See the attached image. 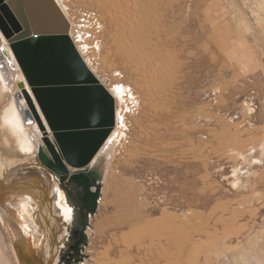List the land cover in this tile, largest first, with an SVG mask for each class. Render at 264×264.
Here are the masks:
<instances>
[{"label": "rangeland", "instance_id": "obj_1", "mask_svg": "<svg viewBox=\"0 0 264 264\" xmlns=\"http://www.w3.org/2000/svg\"><path fill=\"white\" fill-rule=\"evenodd\" d=\"M59 2L75 25L85 10L97 16L91 29L99 45L81 53L108 90L120 82L129 96L112 92L115 125L96 157L105 145L112 150L106 173L94 169L97 202L85 241L78 249L67 237L53 243L51 264H264V163H254L246 179L238 176L264 143V7L258 0ZM143 21L155 46L148 56L131 40ZM17 70L10 72L14 89L0 79L5 162L26 157L20 146L28 132L12 102ZM49 131L26 167L43 169L61 191L60 176L41 166L40 150L51 155L46 138L55 141ZM66 166L69 175L78 170ZM42 187L58 240L69 223L55 216L48 182ZM1 229L0 246L10 250L11 235Z\"/></svg>", "mask_w": 264, "mask_h": 264}, {"label": "water", "instance_id": "obj_2", "mask_svg": "<svg viewBox=\"0 0 264 264\" xmlns=\"http://www.w3.org/2000/svg\"><path fill=\"white\" fill-rule=\"evenodd\" d=\"M0 10L4 13V16L0 13V28L17 62L13 61L12 65L20 69L32 91L26 88V82L18 83L22 92L17 93V97L24 96L29 105V111L24 110L25 123L37 122L43 131L49 133L41 110L55 139L52 141L47 137L48 145L49 142L55 145L58 140V133L53 126L56 124L58 132H62L60 139L64 152L80 164L73 165L70 161L65 163L78 169L70 174L71 177L79 179L95 172L90 165L110 132L103 125L107 122V109L104 102L98 99L97 91L86 87H63L55 91V95L64 99L62 103L66 105L64 113L54 116L55 123L46 113L37 93V87L43 85L99 81L71 40L70 22L63 9L56 0H0ZM2 49L5 56L7 50L4 45ZM94 99L99 102L95 104ZM92 119L98 120L100 125L95 130H88L85 124H89ZM49 148L51 155L40 150L41 166L44 168L54 167L53 159H57L50 145ZM56 167L61 168L59 164ZM2 192L3 187L0 186V194ZM51 263L52 260H49L48 264Z\"/></svg>", "mask_w": 264, "mask_h": 264}, {"label": "bare ground", "instance_id": "obj_3", "mask_svg": "<svg viewBox=\"0 0 264 264\" xmlns=\"http://www.w3.org/2000/svg\"><path fill=\"white\" fill-rule=\"evenodd\" d=\"M56 1L59 4V6L61 7V5H60L61 1L60 2H59V0H56ZM113 2H115V1H113ZM65 14L67 15V13H65ZM144 17H145V15H144ZM136 18H138V17H136ZM136 18L134 17V19L132 20V25H134V23L139 22V20H138L139 18L138 19H136ZM146 21H143V23H142L143 27H142V25L140 27L144 28V26L149 25L146 23ZM129 23H131V21ZM138 25H140V24H138ZM138 25H137V27H139ZM137 27L136 28L133 27L134 30H131L132 31V33H131L132 39L131 40L134 41V45L136 46L135 48L138 51H142L143 55L146 54V56H148L150 53V50H152L155 46L150 47V45H149L150 40H148L149 35L145 33V28L141 29L139 27L140 28V30H139V28H137ZM146 28H148V27H146ZM0 31H1L0 36L2 33V36H4V38H5V41H4V39H2L0 37V79L4 83V86L6 88H8V90L9 89L11 90V88L14 89V87H15L14 84L11 85V83H12L11 78L12 77L10 76L11 75L10 72L12 74H14V72H15V71H13L15 69V67H13L12 62L13 61L15 63H17V62H16L15 56L13 55L12 50H11V48L7 42L5 35L3 34L1 28H0ZM142 34H143V36H142ZM144 36H145V38H144ZM138 42L142 46H144V45H146V46L141 47L142 50H140L139 46L137 45ZM147 44L149 45V47H147ZM154 44H155V42H154ZM2 45L5 46L8 56L3 55ZM151 52H153V50ZM86 62L88 63V60H86ZM8 64L11 67L10 66L8 67ZM19 74L18 75L15 74V75H17L16 78H15V75H13V78H15L14 81H17V86H18L19 80H23V79H21L22 76H20ZM24 82H26V86H27L26 88L28 89L30 86L28 85L26 79ZM18 88H19V86H18ZM111 88H112L113 94L118 95L120 99H126V97L128 98L129 94L127 93V85L126 84H123V83L121 84L119 82L116 85L112 84ZM28 90H31V88ZM20 92H22V91L19 88V91L15 92L13 94L14 101H12L13 105H15V109L17 110L18 113L14 112V106H11V107H13V111L12 110H11L12 112L10 110L9 111L11 112L10 113L11 115L13 113L18 114V115H16L18 117L17 119L23 120L22 123H24V124H22V125H25L24 127L26 128V130L28 132L27 139L25 140V142L23 141L24 143L20 146L22 148V150L24 151V155L26 157L21 158V159H16V160L15 159L14 160H7L5 162L3 160V158H1V156H0V161H3V163H4V168L0 167V173L3 172V174H5L4 178H2L1 174H0V186L3 187V191H4V192H2V194H0V230H2L1 228L6 229L12 238L10 250H7L4 245L0 246V264H48L47 261H49V260L51 261V259H50V257L48 258L47 255L52 254L54 237L50 231V229H51V225L49 223L50 221L45 216V211H46L45 207L49 208V206H47V204H46V197L44 196V193H43L44 190H43L42 185L47 186V182H48V185H49L48 189H49V195L51 196V198H50L51 203L53 202L52 197L54 196V194L57 190V186L54 184L52 187L53 181H52V179H50V177L45 172H43V169L41 170V169H35L34 167L33 168H27L26 167V164L36 161L37 155L35 153L37 152V154H38L39 149L41 148V144H39L40 138L44 134H43V130L40 128V126L38 125L37 122H32L31 124L25 123L24 110L29 111V105H28L26 99L24 98V96H21L20 98L17 97V93H20ZM30 92H32V91H30ZM128 108L131 110L130 107H128ZM9 111H7V113ZM8 114H7V116H9ZM41 116H42V119H43L44 123L46 124L48 130H50V128L46 122V119L44 118L43 115H41ZM10 118H11V116H10ZM18 120H15V121L18 122ZM125 120H126V117L124 116V126L126 125ZM19 127H21V126H19ZM114 132H115L114 138L117 137L116 140L114 139L115 145H118L117 143L119 141H121V138L119 135L120 133L116 132V131H114ZM38 144H39V147H38ZM37 148H38V150H37ZM26 150H30V151H26ZM110 150H112V146L109 147V144L104 146L102 151L99 153L98 157L94 158V160L92 161V163H91L92 169H96L98 171H101V172H103V174L106 173L107 166L109 164L108 158H109ZM252 154H253L252 157H249V159L246 161V164L244 166L240 167L239 173L237 172L239 174V175L237 174L238 176L241 175L242 178H245L247 176H251L254 173L253 164L259 163L260 165H262L264 163V143H263L262 149L259 148L256 151L254 150V153H252ZM6 169H9V172H11L10 173L11 178H8ZM19 177H21V179H19ZM21 182H25V183H21ZM52 188H53L54 192L53 191L51 192ZM54 205H56V203ZM46 218H47V220H45V222H43V220ZM51 239H52V243H51ZM1 240H2V238H1V232H0V243L4 242ZM6 247H7V244H6Z\"/></svg>", "mask_w": 264, "mask_h": 264}, {"label": "flooded vegetation", "instance_id": "obj_4", "mask_svg": "<svg viewBox=\"0 0 264 264\" xmlns=\"http://www.w3.org/2000/svg\"><path fill=\"white\" fill-rule=\"evenodd\" d=\"M84 86L92 87L96 91L104 90L103 85L100 84L99 81L88 82L84 84ZM108 113L109 114L106 116L107 125L105 126V128L106 130L110 131L109 132L110 134L112 130L114 129V125H115V110L114 108L111 107V105H110V112ZM54 160L55 159H53V161ZM53 164L56 165L57 164L56 161H54ZM49 168L53 172H55L57 175L60 176L61 191L58 189V186H57V190L52 198H55L58 192L62 193V195L59 196V200L63 207L61 210H59L60 214H55V216H60L61 217L60 219L63 220V222H65L64 224L69 223L67 226V231L64 234H61L58 240L51 226L50 231H51V234H53L54 236V243L57 241L59 242L60 240H62L63 237L64 238L67 237V239L64 240L65 244L67 245V244H70L71 242L70 247L72 249H78L80 247V244L85 241V238H86L85 230L88 225V217H89V214L94 209V206L96 205V202H97V194H95L91 190V187L97 181L96 174L95 172H91L83 178L74 179L71 177V175H69V171L67 168H66L67 169L66 172H61V173L56 171L55 168L52 166H50ZM54 204H55V201L52 203V205ZM54 206L57 207V205H54ZM68 207H72L74 210L72 214L73 219L70 221L62 219V212L63 211L66 212ZM47 214H49V209L45 211V216ZM47 218L44 219L43 222H45ZM53 219L57 223L58 219H56V217L54 216H53Z\"/></svg>", "mask_w": 264, "mask_h": 264}, {"label": "crops", "instance_id": "obj_5", "mask_svg": "<svg viewBox=\"0 0 264 264\" xmlns=\"http://www.w3.org/2000/svg\"><path fill=\"white\" fill-rule=\"evenodd\" d=\"M75 45V44H74ZM76 47V45H75ZM77 51L78 53L80 54V56L82 57V59L85 61V63L87 64V66L89 67L88 63L86 62V60L84 59V56L83 54L81 53V50L79 48H77ZM90 68V67H89ZM91 69V68H90ZM92 70V69H91ZM18 72H20V76H22L21 79L23 80H19L20 81H25V77L24 75L21 73V71L17 70ZM93 71V70H92ZM94 73V72H93ZM95 75V73H94ZM96 76V75H95ZM97 77V76H96ZM98 78V77H97ZM99 79V78H98ZM99 83L103 85L104 87V90L102 91H97L98 93V99L102 102H104V104L106 105V109H107V115L109 114L108 112H110V105L112 108H114L115 110V96L112 94L111 90L109 91L106 86L99 80ZM63 87H68V88H83V87H86V88H91L92 90H95L93 89L92 87H87V86H84V84H67V85H58V84H50V85H43V86H38L37 87V93H38V96H39V99L46 111V113L50 116V119L52 122L55 123V118L54 116H57V114H60V113H64L65 111L63 110L64 107H66V105H64V103L62 102H65L64 99L58 97L55 95V91L63 88ZM0 89L4 92L6 91V88H4L1 84H0ZM30 89V87L28 88ZM31 91V90H29ZM32 93V92H31ZM47 94L49 95V97L47 96ZM98 99H94L96 103L99 102ZM92 100V101H94ZM37 106L38 108L40 109V106L37 102ZM41 112V115H43L42 111L39 110ZM107 119V118H106ZM107 121V120H106ZM106 123V122H105ZM56 125V124H55ZM87 125L88 127V130H95L99 127L100 123L98 122V120L96 119H92L89 121V124H85ZM103 125H107L106 124H103ZM83 126V125H82ZM60 128V127H59ZM58 152L60 151L59 149L57 150ZM61 153V151H60ZM254 153V152H253ZM62 154V153H61ZM98 154V153H97ZM97 156V155H96ZM63 157V162L64 163H67L69 162V159L66 158L65 156H62ZM96 158V157H95Z\"/></svg>", "mask_w": 264, "mask_h": 264}, {"label": "built area", "instance_id": "obj_6", "mask_svg": "<svg viewBox=\"0 0 264 264\" xmlns=\"http://www.w3.org/2000/svg\"><path fill=\"white\" fill-rule=\"evenodd\" d=\"M258 4L264 7V0H258ZM66 17L70 22L69 36L76 47L81 50V52L83 48L84 51L87 52L90 47L96 48L97 45H99L98 40H94L93 37L95 33H93V29H91V24L97 21V16H95L94 13L89 10L82 12L79 16L77 25H75L67 15Z\"/></svg>", "mask_w": 264, "mask_h": 264}, {"label": "trees", "instance_id": "obj_7", "mask_svg": "<svg viewBox=\"0 0 264 264\" xmlns=\"http://www.w3.org/2000/svg\"><path fill=\"white\" fill-rule=\"evenodd\" d=\"M55 130L57 131L58 133V140L56 141V144H52L51 142H49V145L50 147L53 149V151L55 152V154L57 155V159H55L54 161H56V165L53 164V166L55 167V170L58 171V172H66L67 169H66V165L65 163L63 162V157L62 156H65L66 158L69 159V161L73 164V165H80L77 160H75L74 158H71L70 156H67L66 153L64 152V148H63V144H62V139H60V135L62 134V132H58V128L55 124H53ZM59 149L61 151L58 152L57 150ZM59 164V166L61 168H57L56 166Z\"/></svg>", "mask_w": 264, "mask_h": 264}, {"label": "snow or ice", "instance_id": "obj_8", "mask_svg": "<svg viewBox=\"0 0 264 264\" xmlns=\"http://www.w3.org/2000/svg\"><path fill=\"white\" fill-rule=\"evenodd\" d=\"M26 151H30V150H26ZM60 195H62V193H57V196L54 198L55 199V202H56V205H57V208H58V210H60V209H62V204H61V202H60V200H59V196ZM73 208L72 207H68L67 208V211L66 212H62V219H64V220H68V221H70V220H72L73 219Z\"/></svg>", "mask_w": 264, "mask_h": 264}]
</instances>
